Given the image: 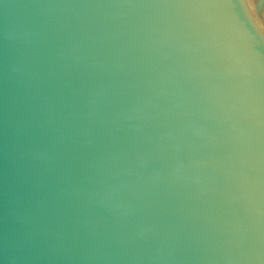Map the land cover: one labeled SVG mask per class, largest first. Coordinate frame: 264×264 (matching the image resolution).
Here are the masks:
<instances>
[{"label":"water","instance_id":"obj_1","mask_svg":"<svg viewBox=\"0 0 264 264\" xmlns=\"http://www.w3.org/2000/svg\"><path fill=\"white\" fill-rule=\"evenodd\" d=\"M0 264H264V0H0Z\"/></svg>","mask_w":264,"mask_h":264}]
</instances>
